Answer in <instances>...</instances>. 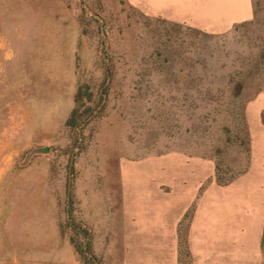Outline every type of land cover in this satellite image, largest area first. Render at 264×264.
Here are the masks:
<instances>
[{
  "label": "rangeland",
  "instance_id": "1",
  "mask_svg": "<svg viewBox=\"0 0 264 264\" xmlns=\"http://www.w3.org/2000/svg\"><path fill=\"white\" fill-rule=\"evenodd\" d=\"M139 226L264 264V0H0V264H122Z\"/></svg>",
  "mask_w": 264,
  "mask_h": 264
},
{
  "label": "crops",
  "instance_id": "2",
  "mask_svg": "<svg viewBox=\"0 0 264 264\" xmlns=\"http://www.w3.org/2000/svg\"><path fill=\"white\" fill-rule=\"evenodd\" d=\"M136 195V194H134ZM133 203V204H132ZM132 204V205H131ZM130 204L131 207H135L134 201H132ZM134 225H138L137 222H133ZM140 223V222H139ZM135 228V227H134ZM161 232L155 231V229L151 230L149 233L148 227L139 226L138 229L134 231H129V233L124 232L123 238V255L125 256L122 264H173V262H166V261H160L156 259H149L145 258L144 256H147L149 253L152 252L147 251V244L144 241L145 238H153V236H157V234H161L162 237H170L172 236H164V234ZM218 262H207L206 264H246L242 261L240 262H225V261H219Z\"/></svg>",
  "mask_w": 264,
  "mask_h": 264
},
{
  "label": "water",
  "instance_id": "3",
  "mask_svg": "<svg viewBox=\"0 0 264 264\" xmlns=\"http://www.w3.org/2000/svg\"><path fill=\"white\" fill-rule=\"evenodd\" d=\"M37 152H42V153H48L49 148L48 147H42V148H37L36 149ZM72 163V157L70 159V164Z\"/></svg>",
  "mask_w": 264,
  "mask_h": 264
}]
</instances>
